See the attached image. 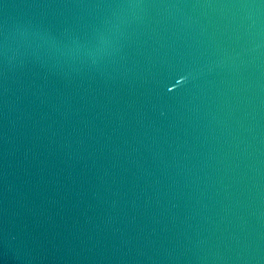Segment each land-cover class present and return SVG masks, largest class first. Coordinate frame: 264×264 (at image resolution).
<instances>
[{"label":"water","instance_id":"obj_1","mask_svg":"<svg viewBox=\"0 0 264 264\" xmlns=\"http://www.w3.org/2000/svg\"><path fill=\"white\" fill-rule=\"evenodd\" d=\"M0 264H264V0H0Z\"/></svg>","mask_w":264,"mask_h":264}]
</instances>
